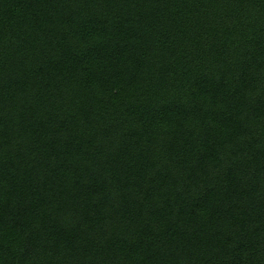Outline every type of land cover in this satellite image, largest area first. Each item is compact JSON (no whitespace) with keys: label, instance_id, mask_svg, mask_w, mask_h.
Returning a JSON list of instances; mask_svg holds the SVG:
<instances>
[{"label":"trees","instance_id":"trees-1","mask_svg":"<svg viewBox=\"0 0 264 264\" xmlns=\"http://www.w3.org/2000/svg\"><path fill=\"white\" fill-rule=\"evenodd\" d=\"M0 264H264V0H0Z\"/></svg>","mask_w":264,"mask_h":264}]
</instances>
